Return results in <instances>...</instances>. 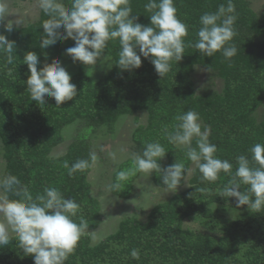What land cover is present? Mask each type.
Masks as SVG:
<instances>
[{
    "label": "trees",
    "instance_id": "1",
    "mask_svg": "<svg viewBox=\"0 0 264 264\" xmlns=\"http://www.w3.org/2000/svg\"><path fill=\"white\" fill-rule=\"evenodd\" d=\"M129 3L132 15L139 16L138 22L150 25V13L144 8L147 0ZM174 3L178 18L189 26L188 35L184 38L183 59L171 62L163 78L150 59L144 57L140 68L121 71L114 65L119 42L109 41L104 55H111L113 67L94 80L79 66L70 74L78 95L60 107L54 98L46 97L47 103L42 105L31 100L26 91L28 68L23 56L28 51L36 52L41 61L38 68L53 58L72 61L65 55V49L74 46V41H58L41 49L42 23L49 18L41 10L37 21L14 26L10 33L0 25V33L16 43L12 64L0 53V141L4 157L0 177L15 175L33 196L42 193L45 187H56L65 198L75 199L80 205L78 215L84 216L89 227L65 264H264V212L245 211L221 223L216 233L185 226L187 218L198 217L208 222L217 216L219 205H236L235 197H221L217 191L231 177L221 172L215 182L202 183L201 174L187 160L185 149L169 144L162 134L164 126L171 130L177 114L189 109L196 111L202 130L203 126L210 130L209 141L216 145L217 157L232 162L233 173L236 156L251 158L249 149L255 143H264V112L258 114L264 106V13L255 11L248 0H233L237 18L232 43L238 52L229 61L222 51L206 57L187 46L189 41L197 40L200 16L215 12L227 0H174ZM65 4L70 6L69 0ZM198 65L220 80L221 87L205 86L198 90L193 78ZM139 111L147 112V122H139L130 132L134 152L142 153L145 142L159 141L167 151L159 161L163 168L177 161L195 170L188 178L189 184L182 183L169 198L155 203L146 219L126 216L117 230L93 244L90 231L101 225L103 207L93 195L88 176L91 168L70 176L63 162L67 160L71 165L77 159H88L92 152L88 133L100 127L113 132L122 117ZM77 120L86 123L82 135L70 143L65 153L55 156L54 149L64 141V128ZM132 164L133 158H127L117 172L131 168ZM137 174L122 182L121 188L111 189L112 192L127 197ZM150 175L156 186L164 188L159 172ZM201 188L205 191H200ZM243 188L247 186L242 185L240 191ZM4 194L10 199L18 198ZM133 249L138 250L139 259L131 257ZM0 264H34V259L23 254L13 235L7 245L0 247Z\"/></svg>",
    "mask_w": 264,
    "mask_h": 264
},
{
    "label": "clouds",
    "instance_id": "2",
    "mask_svg": "<svg viewBox=\"0 0 264 264\" xmlns=\"http://www.w3.org/2000/svg\"><path fill=\"white\" fill-rule=\"evenodd\" d=\"M38 8L49 18L42 23L43 33L39 47L46 49L57 42L69 39L74 46L65 49V55L72 61L85 66L101 65L113 67L111 55H104L109 41L119 42L118 58L114 65L121 71H132L142 66V59H150L157 74L164 77L171 68V62H180L184 57L188 25L177 16L174 0H147L144 8L150 13V25L138 22L139 16L132 15L129 0H36ZM236 8L233 0L220 4L215 12H205L200 16V27L195 43L188 42L206 57L222 51L225 59L231 60L237 52L232 43L235 35ZM5 0H0V25L12 32L16 21L5 20L8 16ZM18 25V24H17ZM16 51L15 41L0 33V53L6 55L7 63H13ZM28 68L27 92L38 105L47 103L46 97L54 98L57 107L78 95L77 86L63 62L53 58L42 67L39 56L28 51L23 56ZM176 123L163 127L162 134L169 144L185 149L187 160L191 161L201 174L200 180L215 182L221 172L231 178L218 196L235 197L236 207L245 205L251 213L264 212V143H255L250 149L251 158L238 155L233 163L217 157V147L209 141L207 126L200 122L199 114L189 109L174 117ZM196 145L193 146V140ZM165 147L159 142H145L142 153L134 154L131 168L116 173L115 182L108 190L121 188L122 182L137 173L159 172L162 185L167 193H174L178 187L188 183L194 168L183 162H175L167 168L159 163L166 156ZM98 157L89 153L88 159H77L71 165L65 160L63 167L68 175L84 172L94 167ZM189 184V183H188ZM242 185L243 188L240 191ZM190 186V185H189ZM0 190L11 193L0 196V247L9 243V231L15 234L17 247L24 255L33 256L34 264H65L74 252L81 237L88 230V221L78 215L80 205L75 199L65 198L56 187H45L35 196L27 185H23L15 175L0 177ZM200 191H205L201 188ZM147 210V209H146ZM131 257L139 259L137 249L131 250Z\"/></svg>",
    "mask_w": 264,
    "mask_h": 264
},
{
    "label": "rangeland",
    "instance_id": "3",
    "mask_svg": "<svg viewBox=\"0 0 264 264\" xmlns=\"http://www.w3.org/2000/svg\"><path fill=\"white\" fill-rule=\"evenodd\" d=\"M248 1L255 11L264 13V0ZM5 4L9 14L5 23L8 20H12L18 24L14 23V26L22 27L37 21L40 17V9L34 0H5ZM59 60L63 62L70 74L75 73L79 66H82L94 80L103 77L108 70L107 64L102 66L99 60L95 66H85L82 63H74L64 58ZM195 70L194 77H192L198 90L205 86L212 88L221 87L222 82L211 75L210 72H207L208 70L201 65L196 66ZM261 112H264V106L259 109L258 114L260 115ZM139 122H147L146 111H139L134 115L122 117L117 122L113 132L107 130L106 127H100L87 135L91 150L98 157L96 165L91 168L88 176L92 183L93 195L101 200L103 207L101 225L97 229L90 231L93 244L100 242L117 230L120 221L126 216L137 215L140 219H146L148 212L155 203L165 200L173 194L167 193L164 188L156 186L150 173H138L135 176L132 189L129 192L130 194L126 195L127 197L108 190V186L113 184L115 172H117L120 165L127 158H133L134 154H136L132 148L133 141L130 137V132ZM83 127H86L84 120H77L65 127L63 130L64 141L54 149L53 154L57 156L65 153L70 143L77 136L82 135ZM1 145L0 141V175L4 168ZM4 195V192L0 190V196ZM218 207L220 208L215 211L217 216L213 218L214 220L210 219L206 222L198 217L187 218L184 222L185 226L201 232L216 233V228L221 223L248 211V206L237 208L236 205L227 204L219 205ZM0 223H3L2 217H0ZM213 223L216 224L214 225ZM13 235L15 234L9 231V237Z\"/></svg>",
    "mask_w": 264,
    "mask_h": 264
},
{
    "label": "crops",
    "instance_id": "4",
    "mask_svg": "<svg viewBox=\"0 0 264 264\" xmlns=\"http://www.w3.org/2000/svg\"><path fill=\"white\" fill-rule=\"evenodd\" d=\"M36 2V0H34Z\"/></svg>",
    "mask_w": 264,
    "mask_h": 264
}]
</instances>
